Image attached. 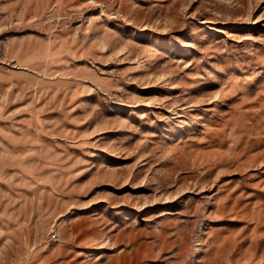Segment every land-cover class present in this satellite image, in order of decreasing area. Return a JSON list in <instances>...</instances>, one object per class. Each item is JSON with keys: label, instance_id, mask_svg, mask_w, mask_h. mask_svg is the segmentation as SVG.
<instances>
[{"label": "rangeland", "instance_id": "rangeland-1", "mask_svg": "<svg viewBox=\"0 0 264 264\" xmlns=\"http://www.w3.org/2000/svg\"><path fill=\"white\" fill-rule=\"evenodd\" d=\"M0 264H264V0H0Z\"/></svg>", "mask_w": 264, "mask_h": 264}, {"label": "built area", "instance_id": "built-area-1", "mask_svg": "<svg viewBox=\"0 0 264 264\" xmlns=\"http://www.w3.org/2000/svg\"><path fill=\"white\" fill-rule=\"evenodd\" d=\"M52 237H55V234L54 233L52 234Z\"/></svg>", "mask_w": 264, "mask_h": 264}]
</instances>
